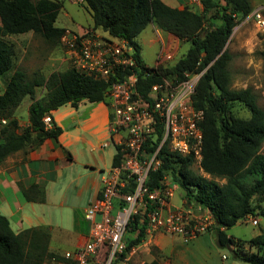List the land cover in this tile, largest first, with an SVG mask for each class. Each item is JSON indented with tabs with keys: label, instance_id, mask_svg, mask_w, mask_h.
Returning a JSON list of instances; mask_svg holds the SVG:
<instances>
[{
	"label": "trees",
	"instance_id": "1",
	"mask_svg": "<svg viewBox=\"0 0 264 264\" xmlns=\"http://www.w3.org/2000/svg\"><path fill=\"white\" fill-rule=\"evenodd\" d=\"M95 28H101L114 37L127 40L135 49L141 67L140 75L151 71L141 56L138 35L151 23L160 30L174 34L182 42H190L186 53L170 65L159 66L155 72L140 77L139 91L147 96L153 84L162 76L182 80L187 72L203 71L193 104L204 110L202 121L203 144L201 167L197 172L191 156H180L164 147L162 164L152 172L149 186H159L164 174H169L184 191L187 202L200 205L215 219L213 225L217 246L228 248L233 257L249 264H264V233L250 240L235 238L227 230L249 215L264 218V109L257 102L252 88L234 89L228 69L232 54L227 43L237 24V16L245 17L252 11L251 0H201L205 11L215 10L221 22L212 29L205 27L204 14L188 5L172 6L163 0H88ZM62 3L59 0H0V76L15 67L14 46L6 37L33 32L50 45H61L66 28L55 25ZM88 9V7H87ZM89 10V9H88ZM264 53V51H263ZM117 77H123L118 73ZM116 76L109 80L97 79L70 66L48 76L41 71L28 75L23 68H15L5 89L0 91V117L7 119L0 125V164L11 154L32 149L47 138H58L62 128L56 124L47 127L44 116L60 106L71 103L77 107L83 100L104 101L108 105V89ZM44 86L46 94L36 99V89ZM33 101L29 107L30 124L20 131L15 110L25 97ZM236 102L244 103L250 117L234 114ZM118 151L114 164L120 161ZM225 179L219 183L216 178ZM38 188L40 201L43 189ZM25 196L31 198L27 191ZM256 201V202H255ZM133 224V229H137ZM139 230V229H138ZM145 233L129 241L128 251L139 244ZM50 230L47 227H29L15 232L9 219L0 214V264H45L58 259L49 250ZM249 243L258 250L245 248ZM260 250V251H259ZM144 264H160L158 260Z\"/></svg>",
	"mask_w": 264,
	"mask_h": 264
},
{
	"label": "built area",
	"instance_id": "2",
	"mask_svg": "<svg viewBox=\"0 0 264 264\" xmlns=\"http://www.w3.org/2000/svg\"><path fill=\"white\" fill-rule=\"evenodd\" d=\"M259 9L255 17L264 29ZM61 45L70 66L77 70L97 79L116 76L107 94L110 127L117 136L121 155L103 179L98 196L85 209V217L91 223L88 240L77 249L66 251L64 257L74 264H129L132 249L127 250L128 244L140 229L145 234H174L184 241L211 229L215 219L202 206L171 207V198L180 186L169 174L163 175L159 186H149L152 172L161 167L164 147L180 156H191L202 169L204 110L193 104L192 97L204 70L187 72L182 80L162 76L144 96L138 88L140 77L169 65L174 58L169 42L145 75H140L142 69L135 49L127 40L105 35L94 27L82 31L66 29ZM118 73L123 77H117ZM43 121L47 127L53 125L49 114ZM6 122V118L0 117V125ZM246 218L252 219L253 215ZM133 224L138 228L133 229ZM222 258L227 256L223 254Z\"/></svg>",
	"mask_w": 264,
	"mask_h": 264
},
{
	"label": "crops",
	"instance_id": "3",
	"mask_svg": "<svg viewBox=\"0 0 264 264\" xmlns=\"http://www.w3.org/2000/svg\"><path fill=\"white\" fill-rule=\"evenodd\" d=\"M179 2L174 6L183 7L181 2H195L201 6L200 11L203 10L201 0ZM147 28L151 29L146 31L145 28L144 35L139 38L141 32L137 40L145 64L153 66L164 44L170 39H179L160 30L154 23ZM95 29L111 36L101 28ZM42 96L37 88L36 99ZM23 101L14 113L20 131L30 124L29 107L33 100L29 97ZM110 115L111 109L104 101L83 100L77 107L66 103L52 111L53 124L62 128L58 138H47L32 149L17 151L0 164V214L9 219L15 232L29 227L50 230L49 250L59 258H51L45 264H74L64 257V253L77 249L88 240L91 223L85 217V209L98 196L117 153V136L110 127ZM33 185L43 189V201L38 198L41 194L38 188L30 189ZM180 190L181 203L175 201L174 195L171 207L193 206L197 209L198 205L189 204L184 191ZM25 191L30 199L25 196ZM130 252L129 264L158 260L156 252L165 256L163 263L158 260L160 264L167 261L172 264H225L228 259L222 258L226 252L217 246L213 228L189 241L170 233L145 234ZM232 264H238V261L233 259Z\"/></svg>",
	"mask_w": 264,
	"mask_h": 264
},
{
	"label": "rangeland",
	"instance_id": "4",
	"mask_svg": "<svg viewBox=\"0 0 264 264\" xmlns=\"http://www.w3.org/2000/svg\"><path fill=\"white\" fill-rule=\"evenodd\" d=\"M62 3V9L59 12L55 25L73 31H82L84 29L93 27V18L86 6L79 0H59ZM164 2L174 6L180 4L179 0H163ZM182 1V0H181ZM198 2V0H196ZM181 6L188 5L193 10L204 14L205 27L212 29L220 22L217 12L213 9L205 11L201 9L198 4L182 3ZM253 7L250 14L245 17L237 16V24L233 29L232 35L227 43V48L232 54V59L229 62L228 69L231 78V86L234 89L252 88L257 95V102L261 108L264 109V29L259 27L255 11L260 10L264 17V0H251ZM147 28L146 27V31ZM145 31V30H143ZM141 33L140 37L145 32ZM6 39L12 43L15 51V67L0 76V91L2 92L6 84L14 72L15 68H23L28 75L32 77L36 71H41L48 76L56 70H64L70 67L69 61L66 59L65 50L62 45L53 46L47 43L40 35L28 32L24 34L10 35ZM169 45L171 51L174 52V58L169 65L183 56L188 48L190 42H182L176 39H170ZM38 94L45 95L46 89L44 86L38 87ZM29 99H24L23 103ZM234 114L238 117H250L249 108L242 102H236L232 108ZM264 153V143L262 146ZM194 169L202 173V169L198 163L193 165ZM203 174V173H202ZM219 183H224L225 179L217 177ZM181 188L175 191V201L181 203ZM256 202V201H255ZM194 205V204H193ZM196 205V204H195ZM264 207V202L261 204ZM87 208V207H86ZM233 237L250 240V238L264 233V218L261 215H254L252 219H244L238 221L237 224L227 230ZM245 248L250 251L258 250V248L251 247L249 243L245 244ZM226 252L227 260L225 264H232L233 259L238 261V264H249L241 259L233 257L232 252L228 248H221ZM264 253V249H260ZM259 250V251H260ZM158 260L165 261V256L156 252Z\"/></svg>",
	"mask_w": 264,
	"mask_h": 264
},
{
	"label": "water",
	"instance_id": "5",
	"mask_svg": "<svg viewBox=\"0 0 264 264\" xmlns=\"http://www.w3.org/2000/svg\"><path fill=\"white\" fill-rule=\"evenodd\" d=\"M83 5L86 6V7H88V9H89V11H90L91 13H94V9L90 6L88 0H83Z\"/></svg>",
	"mask_w": 264,
	"mask_h": 264
}]
</instances>
